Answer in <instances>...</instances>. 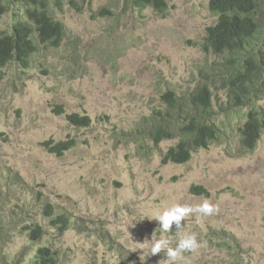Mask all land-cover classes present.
<instances>
[{
	"label": "rangeland",
	"instance_id": "374dc122",
	"mask_svg": "<svg viewBox=\"0 0 264 264\" xmlns=\"http://www.w3.org/2000/svg\"><path fill=\"white\" fill-rule=\"evenodd\" d=\"M164 14L133 0H3L0 31L11 33L26 12L42 6L63 27L59 46L40 47L31 67L0 70V254L30 264L39 248L57 251L55 264H158L151 239L163 233L155 214L174 204L218 208L189 215L184 231L200 247L178 264H264V133L254 150L240 129L252 110L264 112V87L232 108L221 78L222 57L205 53L206 29L217 16L209 0H165ZM264 33V23L261 27ZM212 86L218 137L186 164H162L179 138L155 145L145 120L165 111L169 90L184 98ZM89 117V126L68 119ZM73 141L59 156L45 146ZM202 186L209 197L190 193ZM65 214L63 234L44 207ZM43 234L30 239L29 226Z\"/></svg>",
	"mask_w": 264,
	"mask_h": 264
},
{
	"label": "trees",
	"instance_id": "16d2710c",
	"mask_svg": "<svg viewBox=\"0 0 264 264\" xmlns=\"http://www.w3.org/2000/svg\"><path fill=\"white\" fill-rule=\"evenodd\" d=\"M0 0V14L4 7ZM58 8L63 4L75 7L77 1L53 0ZM134 7L144 9L151 7L164 14L167 9L165 0H133ZM209 7L217 16L216 23L206 29L203 51L222 57V68L213 76L221 78L223 88L227 91L228 102L232 108L247 105L264 87V0H209ZM28 22H17L11 33L0 31V70L10 63H17L22 69L31 67L32 59L39 53L40 47L59 46L63 37V27L55 21L42 6L40 9L26 12ZM212 86H196L184 98L169 90L162 99L167 104L165 111L156 110L145 120L150 138L155 145L164 140L179 138L162 159V164H186L193 153L207 149L218 137V125L212 115ZM68 119L81 126H89L90 118L69 115ZM264 133V112L252 110L240 129L241 146L245 150H254ZM49 152L63 155L71 150L73 141H64L55 145L45 144ZM190 193L209 197V192L202 186H192ZM45 215L50 217V225L62 234L73 225L65 214L55 216L53 207H44ZM29 236L37 241L43 234L41 226H29ZM57 251L39 248L30 264H55ZM0 264H18V260L7 263L0 254Z\"/></svg>",
	"mask_w": 264,
	"mask_h": 264
},
{
	"label": "clouds",
	"instance_id": "9594fccd",
	"mask_svg": "<svg viewBox=\"0 0 264 264\" xmlns=\"http://www.w3.org/2000/svg\"><path fill=\"white\" fill-rule=\"evenodd\" d=\"M218 211V208L212 205L207 198L202 204L193 206L174 204L155 214L154 220L158 222L159 229L163 233H170L173 225H175L176 233L179 236V241L175 247L171 246V237H161L149 242L150 254L155 256L164 252V259H161L158 264H178L180 261H186L183 255L185 252H195L200 243L197 240L195 233H188L184 231L186 224L182 225V221L193 214L198 213L201 216H209Z\"/></svg>",
	"mask_w": 264,
	"mask_h": 264
}]
</instances>
